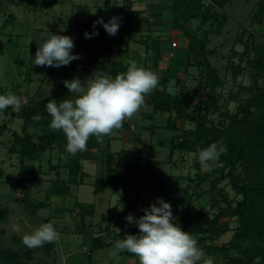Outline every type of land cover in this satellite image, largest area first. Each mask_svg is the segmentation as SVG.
<instances>
[{
    "label": "rangeland",
    "instance_id": "374dc122",
    "mask_svg": "<svg viewBox=\"0 0 264 264\" xmlns=\"http://www.w3.org/2000/svg\"><path fill=\"white\" fill-rule=\"evenodd\" d=\"M103 1L56 0L52 3L53 0H0V95L11 92L23 98L22 105H27L31 98L59 94L64 87L62 100L74 99L75 94L71 95L64 86V76L56 73L62 69L66 70V68L64 66L60 68L36 66L34 65L35 53L38 45L42 44L50 33L62 35L71 24H76L74 27H77L75 20H84L83 11L76 12V6L84 8V5L89 4L90 13L100 14L104 9ZM143 1L157 3L158 7H163L164 3L169 2V0ZM112 2L117 4L128 1L112 0ZM258 2L259 0H230L225 9L229 12L228 21L223 25H220L219 22L213 24V29L221 27L223 31L221 34L214 33L215 35L211 38L210 45L211 48H215V52L210 56V59L218 67L220 76L225 80L224 86L221 88L224 95L221 102L222 107L225 105L233 113L250 95L248 87L253 86L254 77L261 73L247 63V58L260 59L264 63V21L256 22L251 16ZM167 14L170 15L169 12ZM242 26L245 28L246 34L240 35V39L239 31ZM200 35L203 36V32ZM235 38H238V41ZM261 49L263 50L262 55H260ZM233 51L239 52V55ZM79 56L80 58L87 57L86 54H79ZM230 61L239 67L236 77L232 74V68L228 67ZM85 64L87 68H83L82 72L77 70L76 75L74 74L72 78L79 77L82 82L87 79L86 70L93 71L95 65L86 62ZM192 71L191 76L194 78L188 77V90L193 91L199 97L205 94L207 89L203 86L201 91H198V72L196 69H192ZM262 75L258 77L259 83L262 82ZM170 90H177L173 83L170 84ZM229 93L235 95V99H228ZM143 106L131 118L133 119L131 127H135L136 122L141 142L127 146L129 144H124L126 142L121 137V133H116L117 130H114L116 138L110 140L112 165L119 164L121 176L125 178L137 177L139 186L133 183L127 186L126 191H123L122 187L117 190L107 188L103 192L96 191L93 181L102 170L101 162L98 160V150L101 153L102 149L106 148L107 140L104 136L100 149L97 151L94 149L89 158L82 162L83 171L88 174L84 177V183L71 184L70 193L65 196L51 194L49 189L52 181L57 177L67 178L69 168L65 164L69 162L70 154L62 156L58 147L54 146L50 150L42 152L38 158L27 160L24 165H21L18 154L10 152L9 147L13 140L12 131L21 132L22 121L10 112L0 115V123L5 122L8 128L0 136V210L8 209L7 216L0 215V264H13V258H4L3 254L5 249L10 248L18 250L20 255L21 251L24 253V250L30 252L31 259L29 260H26L25 256H21V260L27 261L25 264H51L53 257H48L49 251L46 250V243L42 247L31 249L22 243V237L25 234H31L45 223L52 222L55 230L60 234L59 241L53 242L56 247L53 255L57 256L55 264H62L60 249L80 251L83 245L89 247L92 238L99 234L104 225H108L111 233H115V235L118 233L120 236L138 234V227L126 221L127 214H120L123 210H132L133 206L139 214L143 212L141 209L147 208L157 198H163L169 202L168 194L170 198L171 196L176 198L191 195L190 212H207L213 218L221 208L228 204L235 206L241 200V195L232 188L228 178L219 181L218 185L212 186L211 178L205 177L210 162L202 165L198 160V153L174 150L172 155H169V140L174 133L173 130L159 128L152 133L151 130L142 128L141 125L145 121H151V117L144 120ZM258 109L255 110V114H258ZM160 118L162 124L166 123V114H162ZM213 118L218 121L220 114H214ZM176 122L178 126H193L192 122L184 121L181 118L176 119ZM33 130L31 129L32 132ZM38 131L40 132L39 129ZM108 137L110 139L111 136ZM158 140H165L166 145H161L157 142ZM122 149L129 151L128 158L119 157L118 152ZM138 157L140 161L136 167L134 161ZM236 173L239 176L245 175L246 169L242 163L237 166ZM34 175L36 177L28 183L26 179ZM149 175L154 177L161 175L165 181L164 189L160 186L161 182L159 181L151 184L152 180ZM21 178L24 180L20 181ZM225 197L226 200H224ZM23 200L42 202V205L36 207L32 212L30 207L34 206L25 205ZM80 203L92 204L94 212L90 214L87 209H91V207H81ZM218 222H228L230 229L223 235L215 237L212 241L214 246H220L230 240L237 225V218L223 216ZM14 225H19V232L13 231ZM119 239L122 237L117 240ZM195 239L197 240L198 237ZM203 251L204 259L210 258L212 262H222L221 255ZM50 254L52 255L51 252ZM230 254L237 256L238 252L232 250Z\"/></svg>",
    "mask_w": 264,
    "mask_h": 264
},
{
    "label": "trees",
    "instance_id": "16d2710c",
    "mask_svg": "<svg viewBox=\"0 0 264 264\" xmlns=\"http://www.w3.org/2000/svg\"><path fill=\"white\" fill-rule=\"evenodd\" d=\"M55 1L53 0L52 3ZM228 1L211 0L204 10H201L202 0L174 1L172 5L174 10L173 25L181 29L187 37L188 55L193 57V65L198 72V91H201L203 86L207 91L195 98L194 94L187 92L173 94L163 87L151 94L150 104L153 112H168L170 115L165 124L166 128L174 132L169 140V155H172L174 150L199 153L201 149L218 141L225 145L227 152L220 156L218 162L222 166L212 167L211 171L206 172L205 177L211 178L212 186L218 185L219 181L228 178L232 188L241 195V200L235 206L228 204L211 218L207 212H190L191 195L176 197V199L175 196L170 198L168 194L167 199H169L173 215L176 217L173 222L178 223L183 231L189 232L194 238L198 237V247L202 250L221 255L222 262L213 261V264H264V72H262L264 71V63L260 59L247 58V63L261 71L260 75L263 74L262 82H258L260 75L254 77L253 86L248 87L250 95L237 107L236 112H231L225 105L222 107L221 102L224 95L221 88H223L225 80L220 76L218 67L208 57L207 40L193 34V27L190 24V21L196 20L199 15L202 22L210 18L212 21L219 22L220 25L225 24L227 16L219 10L224 8ZM104 5L107 13H109L111 9L109 0H105ZM127 10L125 15L129 23L134 17L129 8ZM251 16L256 22L264 21V0H259ZM86 32L89 34L98 32V35L88 39L85 38ZM124 32H129L128 24L124 25ZM64 34L71 36L74 40L73 53L89 54L91 56L89 61L97 64L98 72L102 71L115 77L118 73L127 71L126 64H119L111 60L109 39L106 36L108 33L103 28H93L86 23H80L77 27L67 29ZM244 34L246 31L242 26L239 36H244ZM235 40L238 41V38ZM262 51L261 49L260 55H262ZM233 52L239 55V52ZM233 65H235L234 62L228 63V67L232 68L233 76L236 77L239 73V67ZM56 73L64 76L63 81L67 80L65 79V69ZM63 89L64 87H62V91ZM62 91L55 95L49 94L31 98L28 104L22 105L18 112L12 107H8L2 112H10L22 121L21 132L12 131L13 140L9 147L10 152L18 154L21 165H24L27 160L38 158L42 152L50 150L54 146L58 147L62 156L67 154L66 137L62 132L53 131L49 128L51 117L46 111V103L49 100H56L57 102L62 100ZM235 97L229 93L228 99H235ZM257 108H259L258 114H255ZM216 113L220 114L218 121L213 118ZM37 115L42 117L39 122L32 119ZM180 118L192 122L193 126H178L176 119ZM226 121L227 123H225ZM124 124L128 125V120ZM31 129H34L33 132ZM6 130H8L6 123H0V136ZM159 143L166 145L165 140H159ZM100 145L101 143H98L95 137H90L87 143V151L78 152L75 156L70 155L69 162L65 164L69 168L67 178L57 177L52 181L50 193L65 196L70 193L71 184L84 183V177L87 174L83 171L81 161L89 158L93 149H100ZM109 148L107 142L106 148L102 149L103 152L100 153L98 150V160L101 162L102 170L93 181L96 191H104L108 187L115 190L122 187L123 191H126L127 186L133 183L139 186L137 177L125 178L121 176L119 164L112 165V154ZM106 150L107 153H105ZM128 155L127 150L119 152V157L128 158ZM139 161V157L134 161L136 167H138ZM240 163L246 169L244 176H239L236 173ZM35 177L36 175L26 180L29 183ZM149 177L152 180L151 184L159 181L161 182L160 186L164 189L165 181L161 175L156 177L149 175ZM23 180L24 178L20 179V181ZM23 201L28 206L39 207L42 205V202ZM227 201L231 202L230 200ZM80 206H90L91 209H87L88 212L90 214L94 212L92 204L80 203ZM134 207L132 210H123L120 214H132L135 218L144 214L143 212L138 214ZM223 216L236 217L237 225L229 241L220 246H214L212 241L215 237L223 235L230 229L228 222H218ZM91 242L93 246L105 244L104 237L101 235L93 237ZM232 250H236L238 255L231 256Z\"/></svg>",
    "mask_w": 264,
    "mask_h": 264
},
{
    "label": "clouds",
    "instance_id": "9594fccd",
    "mask_svg": "<svg viewBox=\"0 0 264 264\" xmlns=\"http://www.w3.org/2000/svg\"><path fill=\"white\" fill-rule=\"evenodd\" d=\"M102 25L110 36H115L120 28V18L112 17L107 23L102 18L94 21ZM195 29L199 20L190 21ZM63 31V29H61ZM98 32L85 33V38H92ZM31 43V42H30ZM74 40L68 35L51 34L38 45L34 65L41 67L68 66L72 61L80 59L79 54H73ZM127 71L118 73L115 78L100 71H94L85 81L79 77L63 81L64 86L74 99H63L60 102L49 100L46 111L50 115L49 128L62 132L66 137V151L75 156L78 152L87 151L90 137H95L98 143L103 142L104 136H111L114 130H120L126 120H130L143 105L146 97L155 90L159 83L156 72L138 65L137 61L129 60ZM22 97L8 92L0 95V113L12 107L19 111ZM39 122L42 117L32 118ZM227 148L221 142H214L201 149L198 160L202 165L212 167L222 166L218 163ZM122 210V209H121ZM143 215L135 218L132 214L126 216L129 224L139 229L138 234H126L116 240L111 255L119 259L118 253L127 251L139 259V264H213L212 260L204 259V251L198 247L197 240L181 229L172 212L169 202L157 198L147 208L141 209ZM13 231L19 232V225L13 226ZM119 231V230H118ZM60 234L52 222L42 224L31 234L22 237V243L28 248L42 247L45 243L58 242Z\"/></svg>",
    "mask_w": 264,
    "mask_h": 264
},
{
    "label": "crops",
    "instance_id": "0c3cea01",
    "mask_svg": "<svg viewBox=\"0 0 264 264\" xmlns=\"http://www.w3.org/2000/svg\"><path fill=\"white\" fill-rule=\"evenodd\" d=\"M127 1V3L119 2L116 4L113 3L112 0H109V5L111 6L109 13H107L105 5L103 3L104 9L100 14L90 13L89 4L84 5V8H82V6H76L75 11L78 13L83 11L85 18L83 21L75 20V22L77 23V26H79L80 23H86L90 26H93L94 21H97L100 18H102L103 21L107 23L112 17H119L120 28L118 33L115 36H110L106 34L110 44L111 60L116 61L119 64H127V61L135 60L137 61L138 65L156 72L159 76V83L155 90L162 89L164 87L168 92H171L173 94H183L187 92L189 94H194L195 98H198L193 91L191 92L188 90V77L194 78L193 76H191V74L193 73L192 69H196V67L193 65V57H191V55H188L187 37L181 29H178L173 25L174 10L172 5L175 0H169L167 4L164 3L163 7H158L157 3L143 0ZM210 2L211 0H202L203 5L201 7L205 8L206 6H208V4H210ZM229 2L230 0L226 3L224 8L221 9L223 10L222 12L227 16V21L229 17V12H227V10L225 9ZM127 8H129L130 12L133 14L134 17L129 23L125 15L126 11H128ZM204 8H202L201 10H203ZM168 12L170 13V15L167 14ZM196 20H199V24L195 29H193V34L197 35L201 39L205 38L207 40L206 48L209 50L208 57L210 59V56L213 55L215 52V48H211L210 45L211 38L215 35L214 33L221 34L223 30L221 29V27L216 30L213 29V24L217 22L212 21L210 18L202 22L201 16L199 15ZM126 24H128L129 26V32L127 33L124 32V25ZM74 25L76 24H71L69 28L74 27ZM206 26L210 27L208 28ZM96 27L103 28V26L99 24H97ZM202 27L206 28L204 29ZM202 32L203 36L200 35ZM173 40H177L176 46L171 45V42ZM179 51L181 52L179 53ZM73 54H86L87 57L74 60L68 66H64L66 68L65 79L67 80L72 79V76L76 73L77 70H80L82 72L83 68H87L85 62L91 64V62L89 61L91 59V56L89 54ZM93 64L95 65L93 71L86 70L87 78L90 77L94 71H97V64ZM172 83L177 89L176 91L170 90V84ZM177 84H179L180 86H178ZM155 90H153V92ZM151 94L149 97H146V104L142 108L144 120H147L151 117V121H149L151 123L145 121V123H143L141 126L142 128L151 130L153 133L156 129L158 130L159 128L166 129V123L162 124L160 117H162V114H166L167 121L170 115L168 112H153L152 106L150 104ZM132 120L133 119L128 120V125L123 124L122 129L117 130L116 132L117 134H122L121 137L126 142L124 144H129L127 146H130V144H138L139 142H141V135L140 132H137L136 122L135 127H131ZM105 137L110 147V140L112 138H116V136H114L113 133L110 139L108 136ZM133 138L137 139L134 140ZM157 142L159 143V140ZM93 150L91 151V153L93 152ZM95 151H97V149H95ZM84 160L87 159H83L81 161V164ZM125 203L127 202L125 201ZM30 208L32 212H34V209H36V207ZM7 214L8 209L0 210V215L7 216ZM107 220L110 221L108 218ZM99 235L104 237L105 244L102 246H93L92 242H90L89 247L88 245H83L80 251H77L75 249H60L62 251V264H139L138 257L127 251L118 253L119 259L111 255V251L114 250L115 241L118 238H124L125 236H120V234L115 235V233H111L110 227H108V225H104V227L100 229L99 234H96V236ZM54 245V243H46V250L49 251L48 257H53L51 264H55L57 259V256L54 257L55 255H53L56 250V247ZM50 252L52 253V255L50 254ZM3 254L4 258H13V264H25L27 262L26 260L31 259L29 257L30 252L26 250H24V253L23 251H21L20 255L18 250L10 248L5 249ZM22 255L26 257V260H21ZM201 263L202 262H200V264Z\"/></svg>",
    "mask_w": 264,
    "mask_h": 264
},
{
    "label": "built area",
    "instance_id": "2783aa9c",
    "mask_svg": "<svg viewBox=\"0 0 264 264\" xmlns=\"http://www.w3.org/2000/svg\"><path fill=\"white\" fill-rule=\"evenodd\" d=\"M171 45H172V46H176V45H177V40H173V41L171 42Z\"/></svg>",
    "mask_w": 264,
    "mask_h": 264
}]
</instances>
